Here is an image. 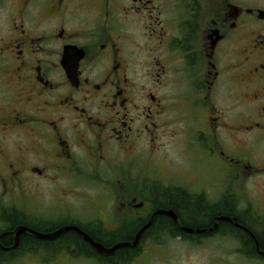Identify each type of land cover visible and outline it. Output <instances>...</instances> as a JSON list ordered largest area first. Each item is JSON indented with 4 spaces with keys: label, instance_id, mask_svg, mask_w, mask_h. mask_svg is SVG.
Here are the masks:
<instances>
[{
    "label": "flooded vegetation",
    "instance_id": "flooded-vegetation-1",
    "mask_svg": "<svg viewBox=\"0 0 264 264\" xmlns=\"http://www.w3.org/2000/svg\"><path fill=\"white\" fill-rule=\"evenodd\" d=\"M168 239L264 264V0H0V264Z\"/></svg>",
    "mask_w": 264,
    "mask_h": 264
},
{
    "label": "rangeland",
    "instance_id": "rangeland-1",
    "mask_svg": "<svg viewBox=\"0 0 264 264\" xmlns=\"http://www.w3.org/2000/svg\"><path fill=\"white\" fill-rule=\"evenodd\" d=\"M197 167L199 168V165ZM211 249L209 242L203 243L200 246H191L168 239V242L158 247V249L152 250L148 244H144L140 255L142 258L152 257L153 260L151 261L154 264H227L225 261V263H222V261L212 257ZM10 264L21 263L15 262Z\"/></svg>",
    "mask_w": 264,
    "mask_h": 264
},
{
    "label": "trees",
    "instance_id": "trees-1",
    "mask_svg": "<svg viewBox=\"0 0 264 264\" xmlns=\"http://www.w3.org/2000/svg\"><path fill=\"white\" fill-rule=\"evenodd\" d=\"M174 196H169L168 201L163 202L164 203L163 205L170 206L173 209L177 210V207L180 206L178 204L180 200H177L176 198H174ZM188 200L184 201L183 199H181L182 205H184L185 209L188 212V216H187L188 219L186 218L184 219V223L186 226H191V227L197 226L198 225L197 218L202 213L207 217V220H209V222H211L212 217L216 216L217 214H220V213L228 214L227 207H222V208L210 207L208 205H204L203 202L201 203L199 201L191 200V199H188Z\"/></svg>",
    "mask_w": 264,
    "mask_h": 264
},
{
    "label": "water",
    "instance_id": "water-1",
    "mask_svg": "<svg viewBox=\"0 0 264 264\" xmlns=\"http://www.w3.org/2000/svg\"><path fill=\"white\" fill-rule=\"evenodd\" d=\"M157 214H161V215H167V216H169V217H171L174 221H175V223H177V218H176V216L172 213V212H159V213H157ZM223 220H225V221H229V219H227V218H224ZM149 227V223L146 225V226H144L137 234H136V236H135V240H134V242H133V246H135L136 244H137V242H138V240H139V238H140V236H141V234L147 229ZM182 230L183 231H193V230H189V229H185V228H182ZM25 232H27V231H25V228H18V230H17V234H16V237L19 235V234H22V233H25ZM29 232H31V233H33V235L34 236H36V237H39V238H42V239H51V238H53V236H51V235H49V236H42V235H39V234H37V233H35V232H32V231H29ZM60 232H58L57 234H59ZM56 234V235H57ZM55 236V235H54ZM84 238L87 240V241H89L91 244H92V242H91V240L89 239V238H87L86 236H84ZM131 244H120V245H117V246H115V247H113L112 249H110V250H105L103 247H101V246H95L97 249H98V251L100 252V254H111V253H113L114 252V250H116V249H118V248H124V247H128V246H130Z\"/></svg>",
    "mask_w": 264,
    "mask_h": 264
}]
</instances>
